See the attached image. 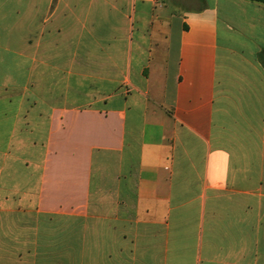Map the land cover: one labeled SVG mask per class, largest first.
Returning <instances> with one entry per match:
<instances>
[{
  "label": "crops",
  "instance_id": "obj_1",
  "mask_svg": "<svg viewBox=\"0 0 264 264\" xmlns=\"http://www.w3.org/2000/svg\"><path fill=\"white\" fill-rule=\"evenodd\" d=\"M0 264H264V0H0Z\"/></svg>",
  "mask_w": 264,
  "mask_h": 264
}]
</instances>
